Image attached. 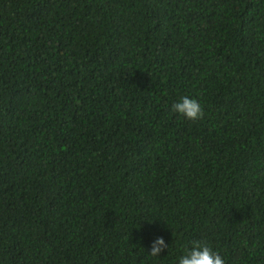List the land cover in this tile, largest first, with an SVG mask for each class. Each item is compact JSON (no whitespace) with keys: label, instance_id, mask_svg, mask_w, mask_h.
Wrapping results in <instances>:
<instances>
[{"label":"trees","instance_id":"obj_1","mask_svg":"<svg viewBox=\"0 0 264 264\" xmlns=\"http://www.w3.org/2000/svg\"><path fill=\"white\" fill-rule=\"evenodd\" d=\"M194 241L264 264V0H0V264Z\"/></svg>","mask_w":264,"mask_h":264},{"label":"clouds","instance_id":"obj_2","mask_svg":"<svg viewBox=\"0 0 264 264\" xmlns=\"http://www.w3.org/2000/svg\"><path fill=\"white\" fill-rule=\"evenodd\" d=\"M170 111L189 121H198L203 118L204 111L200 101L190 95L179 96L170 105ZM169 246L161 236L151 241L147 251L150 257H160V253ZM177 264H226L224 257L211 246L200 241H194L191 247L186 248L178 257Z\"/></svg>","mask_w":264,"mask_h":264}]
</instances>
